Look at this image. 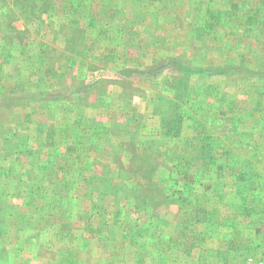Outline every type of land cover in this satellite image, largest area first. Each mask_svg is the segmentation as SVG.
I'll return each mask as SVG.
<instances>
[{
    "label": "rangeland",
    "instance_id": "1",
    "mask_svg": "<svg viewBox=\"0 0 264 264\" xmlns=\"http://www.w3.org/2000/svg\"><path fill=\"white\" fill-rule=\"evenodd\" d=\"M202 139L229 185L264 164V0H0V264L264 262V223L184 186ZM249 188L264 198V169ZM200 204L238 221L206 231Z\"/></svg>",
    "mask_w": 264,
    "mask_h": 264
},
{
    "label": "trees",
    "instance_id": "2",
    "mask_svg": "<svg viewBox=\"0 0 264 264\" xmlns=\"http://www.w3.org/2000/svg\"><path fill=\"white\" fill-rule=\"evenodd\" d=\"M184 68L185 69H182L183 72L181 71V74H185L187 76L188 75L189 76L190 75H197V74L202 75V76H219V75H228V74H230L232 72L231 70L233 68H235V64L226 63V64H222V65H213V66L208 65V66L198 67L196 69L191 68L190 66H187V67H184ZM178 130L179 129L175 130V132H177ZM172 136H173L172 139L174 141L179 138V136H174V133H173ZM190 138L191 137L184 138L185 142H190L189 141V140H191ZM211 142L210 141L207 142V140H205V139H202L199 142L200 143L199 144L200 145V152H196V154L197 155L198 154L199 155H205V158L203 159L204 161H201V162H199V164L194 165L193 157L188 160L187 163H188V167H189L190 170L194 169V167H198V168L196 169L197 170L196 173H192V174L186 176V180H185V183H184L185 187H187V185L192 184V187L195 188L196 183L202 182L203 180L207 181V179L210 182H214V181L221 182V181H223V179H225V178H222V175H219L223 171V168H224L225 164H219L217 162L218 157L213 154L212 147H211V150L209 148L206 150L207 143H209L210 146H211ZM232 154H234V153H232ZM236 155H238V154H236ZM157 156H159V155H157ZM252 164H253V161H251L250 159L245 158V159H242L240 162L231 163L229 165L228 168L231 171L230 173H233L234 170L236 171V173H233V176H232L233 177V184H235L233 190L235 191L234 193L236 194V195L233 194V196L243 197L246 194H249V192L248 193L247 192L244 193V191H246V190L248 191L250 189L249 188L250 184L254 180V170H253ZM209 165H210V168H209ZM154 167L155 166H153V168ZM189 169H188V172L190 171ZM213 172L216 173V175H214ZM201 173H202V175H201ZM112 182L113 181L108 179V195L110 193H115L114 190H116V186L111 185ZM216 182H214V183H216ZM202 184L203 183H201V184L199 183L198 186L202 185ZM154 186L159 187V190L161 192L163 191V189L161 188V186H159L158 183L155 184ZM102 188H104V187L102 186ZM102 188H101V192L103 190ZM206 188L210 189V190L213 189V191L211 190V193H213L214 195L219 197L221 199V201L227 200V203H229V205H230L229 207L230 208H231V206L232 207L234 206L233 209H235V208L236 209H241L242 207H244L245 209L249 208L247 206V203L246 204H235L234 203L235 199H230L232 196L231 197L229 196L230 198H228L229 193L225 192L224 188L218 187L217 185L213 186L212 184H209V185L206 184ZM164 193L165 192L163 191V194ZM102 194H103V196H105L104 193H102ZM181 197H183L182 193H181L180 196H178V198H175V200L176 201H180ZM184 197H185V199H187L186 196H184ZM98 200H99V202L101 204H104V200L103 199H100L98 197ZM261 202L262 203H260V204L261 205L263 204L262 206H264V201H261ZM136 207L144 208V205L139 203L138 205H136ZM258 208H259V206H258ZM93 209H96L97 212H100V214H103V213L105 214L106 213V207L104 205H100L98 203H94L93 204ZM202 209H204L203 210L204 213L202 214V216L205 218L204 220L205 221H209L208 225L210 227H212V228L215 227L217 229L218 225H220V224L217 225V221L214 220L215 219L214 211L212 209L211 210H205V208L203 206H202V208L200 210H202ZM208 216H209V218H208ZM257 216H258L257 217L258 221L264 223V212L262 213V215H257ZM105 217H106V214H105ZM133 222L128 227L129 230H130V234H128L126 232L123 237L124 238L125 237L126 238L130 237V239H132L131 240V244L132 245H137L139 243L138 238L141 237L142 235H144L145 233H147L148 229L145 228L144 226L138 224L135 221H133ZM178 231H179V233H181L180 230H178ZM182 234H183V232L180 235H182ZM205 235H206V231H205ZM153 239H154V241H156V229L154 230V233H153ZM197 243L199 244L200 242H198V240H197ZM198 244H196V247L198 246ZM158 253L159 254L156 255L155 257L156 258H163V261H162L163 264H183V261L186 258L185 256H187V253L185 251H183V250H180V249H178V251H175V253L177 254L176 257H173L172 255H167L166 252H164V250L163 251H158ZM69 255H71V252L69 253ZM0 259H1V257H0ZM158 263L159 262H156V264H158Z\"/></svg>",
    "mask_w": 264,
    "mask_h": 264
},
{
    "label": "crops",
    "instance_id": "3",
    "mask_svg": "<svg viewBox=\"0 0 264 264\" xmlns=\"http://www.w3.org/2000/svg\"><path fill=\"white\" fill-rule=\"evenodd\" d=\"M252 166H253V170H254V172H257V171H259L260 169L262 170V169H264V164L263 163H261V162H259V163H257V162H255V163H253L252 164ZM257 174V173H256ZM214 182H216V181H214ZM213 182V183H214ZM254 182V180L252 181V183ZM229 182L228 181H226V180H224L223 179V181H221V182H216V183H214V186H218V187H221V188H224V190H225V192H228L229 193V195H228V198H230L231 196V198L230 199H235V204H243V202L246 200V198H248V197H250L251 196V194L249 193V194H246L245 196H243V197H237V196H233V194H235L234 192V185L235 184H233V180L231 181V183H230V185L228 184ZM251 183V184H252ZM250 184V185H251ZM228 186V187H227ZM201 187H203V185H201ZM204 188V187H203ZM212 191H213V189H211ZM211 190L210 189H207V188H205L204 189V191H203V195H204V198L206 199V201L208 202L209 200H212V201H215V200H217V202L218 203H220V204H222L223 205V203H225L226 205L228 204L229 205V203H227V200H223V201H221V199L219 198V197H217L216 195H214L213 193H211ZM245 192H247V190L246 191H244V193ZM248 193V192H247ZM232 194V195H231ZM236 195V194H235ZM230 196V197H229ZM254 199H253V201H252V203L251 204H247V206L249 207V208H247V209H245L244 207H242L241 209H233V207L231 206V208L229 207V206H227V208H230L231 209V213H234L235 215H239L242 219L244 218L245 220H253V221H256V219L255 218H257L258 216L257 215H262V213L264 212V206H262L260 203H262L261 201H264V198L263 197H261V196H258V195H254ZM243 199V200H242ZM250 199V198H249ZM261 200V201H260ZM248 201V200H247ZM248 203H249V201H248ZM258 206H259V208H258ZM210 210V209H209ZM228 210V209H227ZM232 215V214H231ZM208 218H209V216H208ZM244 219L242 220V221H244ZM208 220V219H207ZM214 220H216V221H218L217 222V225L218 224H220V225H218V228L216 229L215 227L214 228H212V227H210L209 225H208V223H209V221H205V223H206V231H207V228H212V229H214L215 231H216V233L219 235L220 233H221V231H222V226H224L226 223L227 224H230V225H235V223H237V216L235 217H230V218H228V219H226V220H223L222 221V223H220L219 222V219H214ZM215 233V234H216ZM217 235V236H218ZM205 247H207V246H205ZM208 248L209 247H207V250H208ZM203 249L204 248H202L201 250L203 251ZM154 251H155V255H157V254H159V253H157L156 252V250L155 249H153ZM204 251H205V249H204ZM71 255H73V253H71ZM70 256V255H69ZM73 257V259H75V257L74 256H72ZM65 259V258H64ZM81 262L82 263H84V261L83 260H81ZM124 263H122V261H120V263L119 264H131L130 262H129V258H126L124 261H123ZM141 263V261H138V263ZM154 264V263H153Z\"/></svg>",
    "mask_w": 264,
    "mask_h": 264
},
{
    "label": "built area",
    "instance_id": "4",
    "mask_svg": "<svg viewBox=\"0 0 264 264\" xmlns=\"http://www.w3.org/2000/svg\"><path fill=\"white\" fill-rule=\"evenodd\" d=\"M260 264H264V262H261Z\"/></svg>",
    "mask_w": 264,
    "mask_h": 264
}]
</instances>
